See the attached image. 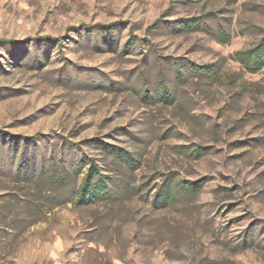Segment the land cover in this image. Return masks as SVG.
Instances as JSON below:
<instances>
[{
	"label": "rangeland",
	"instance_id": "rangeland-1",
	"mask_svg": "<svg viewBox=\"0 0 264 264\" xmlns=\"http://www.w3.org/2000/svg\"><path fill=\"white\" fill-rule=\"evenodd\" d=\"M263 31L264 0H0V264H264V68L234 58ZM21 153L94 158L116 192H39L29 223Z\"/></svg>",
	"mask_w": 264,
	"mask_h": 264
},
{
	"label": "trees",
	"instance_id": "trees-1",
	"mask_svg": "<svg viewBox=\"0 0 264 264\" xmlns=\"http://www.w3.org/2000/svg\"><path fill=\"white\" fill-rule=\"evenodd\" d=\"M202 17L188 18L185 20V26L190 30L199 29L201 26ZM157 21L153 25H157ZM90 27H87V29ZM115 28V24H108L105 26V32H111ZM223 32L219 31L217 35L222 36ZM50 39V37H42ZM11 41V40H10ZM13 42V41H12ZM24 42V41H22ZM234 58L243 67L249 71H256L264 68V31L261 33L258 41L250 47L239 49L234 53ZM181 64L175 63L173 69L178 78L184 74L182 73ZM188 70L200 74L211 75L214 73V68L208 65L198 66L189 65ZM158 98L168 99L170 93L164 87H161L156 93ZM103 149L107 152V157L110 159V164L117 173L120 172L124 164L132 166L135 164V157L127 149L110 147L104 144ZM12 176L16 182H26L32 187L31 195L33 197L25 204L26 213L34 223L36 218L32 217L41 211V205L36 203L39 192H47V201L51 205H59L69 201H76L77 203H87L89 200H106L112 198L115 194L114 177L105 173L100 165L96 163L94 158L73 157L66 159L59 155H51L49 157H41L39 163L36 162L34 155L25 158L21 153L15 161ZM112 170V171H114ZM179 187L183 191L198 192L203 184L202 181L192 183L179 182ZM176 194L166 187L161 193H157L153 202L157 206H165L172 202ZM23 223V221L18 222Z\"/></svg>",
	"mask_w": 264,
	"mask_h": 264
}]
</instances>
